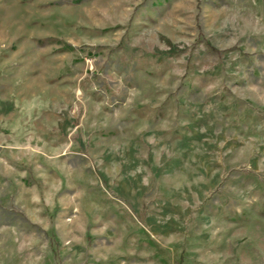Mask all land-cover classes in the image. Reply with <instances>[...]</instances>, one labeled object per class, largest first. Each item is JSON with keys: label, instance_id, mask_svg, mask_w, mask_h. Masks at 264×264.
<instances>
[{"label": "rangeland", "instance_id": "374dc122", "mask_svg": "<svg viewBox=\"0 0 264 264\" xmlns=\"http://www.w3.org/2000/svg\"><path fill=\"white\" fill-rule=\"evenodd\" d=\"M0 264H264V0H0Z\"/></svg>", "mask_w": 264, "mask_h": 264}]
</instances>
